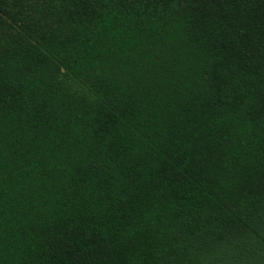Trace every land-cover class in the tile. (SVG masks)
<instances>
[{"label":"trees","instance_id":"obj_1","mask_svg":"<svg viewBox=\"0 0 264 264\" xmlns=\"http://www.w3.org/2000/svg\"><path fill=\"white\" fill-rule=\"evenodd\" d=\"M0 264H264V0H0Z\"/></svg>","mask_w":264,"mask_h":264}]
</instances>
